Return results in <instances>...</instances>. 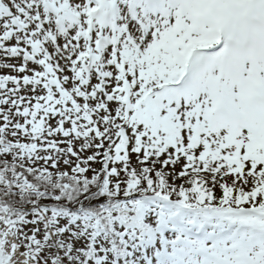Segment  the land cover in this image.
<instances>
[{
	"label": "snow or ice",
	"instance_id": "6c2138e0",
	"mask_svg": "<svg viewBox=\"0 0 264 264\" xmlns=\"http://www.w3.org/2000/svg\"><path fill=\"white\" fill-rule=\"evenodd\" d=\"M0 264H264V0H0Z\"/></svg>",
	"mask_w": 264,
	"mask_h": 264
}]
</instances>
